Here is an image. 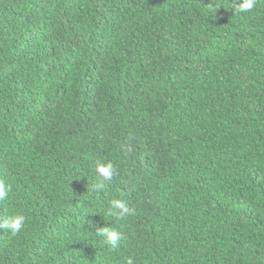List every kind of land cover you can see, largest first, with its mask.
I'll return each mask as SVG.
<instances>
[{"label":"trees","instance_id":"trees-1","mask_svg":"<svg viewBox=\"0 0 264 264\" xmlns=\"http://www.w3.org/2000/svg\"><path fill=\"white\" fill-rule=\"evenodd\" d=\"M239 2L0 0V217H27L0 264H264V0Z\"/></svg>","mask_w":264,"mask_h":264},{"label":"clouds","instance_id":"clouds-1","mask_svg":"<svg viewBox=\"0 0 264 264\" xmlns=\"http://www.w3.org/2000/svg\"><path fill=\"white\" fill-rule=\"evenodd\" d=\"M258 0H240L238 4L234 5L237 13H247L253 10L257 5ZM96 171L101 177L100 182L96 185L98 189H105L104 182L111 183L116 176V168L111 161L97 162ZM12 192V185L6 184L0 180V202L8 199ZM136 210L130 207L126 200L114 198L110 201V208L108 216L115 217L117 220L124 219L129 215H135ZM27 222V217L22 213H14L9 216L0 217V229L7 230L11 237H16L22 232ZM96 235L103 239V242L109 246L110 249L116 250L120 247L123 239L122 233L112 226H104L96 229ZM125 264H134V258L129 256L125 258Z\"/></svg>","mask_w":264,"mask_h":264}]
</instances>
